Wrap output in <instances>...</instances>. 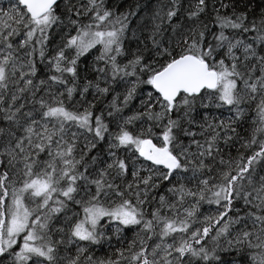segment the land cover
I'll use <instances>...</instances> for the list:
<instances>
[{"label":"snow or ice","instance_id":"obj_1","mask_svg":"<svg viewBox=\"0 0 264 264\" xmlns=\"http://www.w3.org/2000/svg\"><path fill=\"white\" fill-rule=\"evenodd\" d=\"M0 264H264V0H0Z\"/></svg>","mask_w":264,"mask_h":264}]
</instances>
